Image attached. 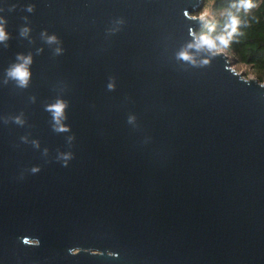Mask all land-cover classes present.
Listing matches in <instances>:
<instances>
[{
  "label": "water",
  "instance_id": "obj_1",
  "mask_svg": "<svg viewBox=\"0 0 264 264\" xmlns=\"http://www.w3.org/2000/svg\"><path fill=\"white\" fill-rule=\"evenodd\" d=\"M201 6L0 0V264H264V83L188 47ZM29 53V87L5 85Z\"/></svg>",
  "mask_w": 264,
  "mask_h": 264
},
{
  "label": "clouds",
  "instance_id": "obj_2",
  "mask_svg": "<svg viewBox=\"0 0 264 264\" xmlns=\"http://www.w3.org/2000/svg\"><path fill=\"white\" fill-rule=\"evenodd\" d=\"M255 5L253 0H235V2L231 5V8H235L237 13L240 10H244L245 12L253 8ZM15 5H13L9 11L15 10ZM35 6L28 5L26 11L29 13L34 12ZM2 11V9H0ZM25 23H27L28 18L24 17ZM241 21L237 14H234L231 10H228L226 13V34H219L216 36H209L207 34H200L199 36L194 37V43L189 44V48H196L197 50L205 49L210 53H217L222 48H227L235 34H237V29L240 25ZM7 21L2 16H0V44H2L5 48L8 47V41L11 39L10 34L6 30ZM230 29V31H229ZM31 29L29 27H22L20 29V36L22 38H26ZM42 37H46V43L48 44H58L59 40L55 35L48 36L46 32L41 33ZM42 51V49L38 50V53ZM62 49L56 48L55 53L57 55L61 54ZM179 57L185 61H193V57L188 54V52H181ZM194 62V61H193ZM208 61H204L207 63ZM33 64V57L31 53L28 55L17 54L16 62L11 64L5 71V79L3 83L7 85L10 81L14 82L16 87L20 89H27L30 85L31 81V65ZM112 85H109V89H112ZM32 102H35V97H31ZM69 108V102L63 99H57L54 103L48 104L45 106V111H47L52 117L53 123V131L58 133H64L70 131V127L67 126L64 122L67 120V109ZM14 123L18 125H23L25 121L21 116H16L11 118ZM8 121L5 120V123ZM22 141L25 140L24 137L21 138ZM74 139V137H69V141ZM26 142V141H25ZM33 144L39 147L38 141H33ZM45 154H47V149H45ZM73 156L71 153L62 154L58 157V159H62L64 161L63 166H68V161L72 159ZM39 168H33L32 172H38ZM38 242V240H37ZM39 244H37L38 246Z\"/></svg>",
  "mask_w": 264,
  "mask_h": 264
},
{
  "label": "trees",
  "instance_id": "obj_3",
  "mask_svg": "<svg viewBox=\"0 0 264 264\" xmlns=\"http://www.w3.org/2000/svg\"><path fill=\"white\" fill-rule=\"evenodd\" d=\"M234 2L235 0H202L198 13H206L205 24L196 31V36L226 34L227 11L237 14L241 21L237 34L233 36L229 46L220 51L228 55L231 65L244 67L246 75L250 74L264 83V0H253V8L246 12L240 10L238 13L235 8H231Z\"/></svg>",
  "mask_w": 264,
  "mask_h": 264
},
{
  "label": "rangeland",
  "instance_id": "obj_4",
  "mask_svg": "<svg viewBox=\"0 0 264 264\" xmlns=\"http://www.w3.org/2000/svg\"><path fill=\"white\" fill-rule=\"evenodd\" d=\"M194 17H197V18H201L202 20H205V16H206V13L205 12H200L198 14H195L193 15ZM232 68L237 71L238 73L242 74V76L245 78V79H253L254 77L252 75H246L245 74V68L242 67V66H238V65H231Z\"/></svg>",
  "mask_w": 264,
  "mask_h": 264
}]
</instances>
